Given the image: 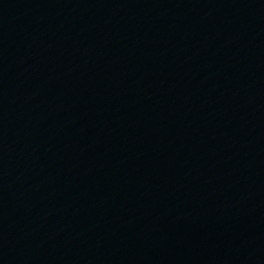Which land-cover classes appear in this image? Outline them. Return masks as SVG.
<instances>
[{
  "label": "water",
  "instance_id": "obj_1",
  "mask_svg": "<svg viewBox=\"0 0 264 264\" xmlns=\"http://www.w3.org/2000/svg\"><path fill=\"white\" fill-rule=\"evenodd\" d=\"M0 264H264V0H0Z\"/></svg>",
  "mask_w": 264,
  "mask_h": 264
}]
</instances>
